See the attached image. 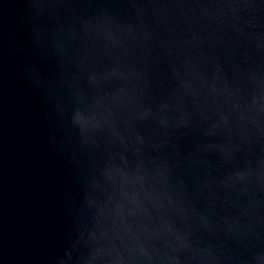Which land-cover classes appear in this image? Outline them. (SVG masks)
I'll list each match as a JSON object with an SVG mask.
<instances>
[{"label":"water","instance_id":"95a60500","mask_svg":"<svg viewBox=\"0 0 264 264\" xmlns=\"http://www.w3.org/2000/svg\"><path fill=\"white\" fill-rule=\"evenodd\" d=\"M0 264H264V0H0Z\"/></svg>","mask_w":264,"mask_h":264}]
</instances>
